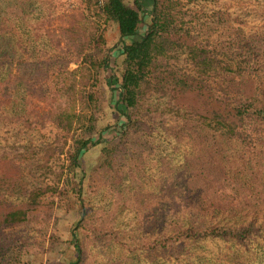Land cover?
Here are the masks:
<instances>
[{
	"label": "trees",
	"instance_id": "trees-1",
	"mask_svg": "<svg viewBox=\"0 0 264 264\" xmlns=\"http://www.w3.org/2000/svg\"><path fill=\"white\" fill-rule=\"evenodd\" d=\"M197 1L81 0L60 37L47 32L53 54L18 60L14 32L30 38V7L40 4L0 0V122L53 126L66 161L62 188L24 192L19 167L0 156V264L19 260L24 242L7 236L30 222L46 193L73 197L79 208L69 264H85L88 249L99 246L118 251L106 264H264V34L207 35L210 17L190 7ZM110 25L118 34L113 46ZM102 79L124 122L117 141L99 147L105 179L93 194L84 190L81 160L102 141L95 132ZM38 91L47 106L40 115L29 99ZM156 138L188 154L181 192L170 184L156 192L139 179ZM163 192L171 206L155 225L149 202ZM101 194L109 212L134 207V225L148 234L123 243L116 213L94 205Z\"/></svg>",
	"mask_w": 264,
	"mask_h": 264
},
{
	"label": "rangeland",
	"instance_id": "rangeland-1",
	"mask_svg": "<svg viewBox=\"0 0 264 264\" xmlns=\"http://www.w3.org/2000/svg\"><path fill=\"white\" fill-rule=\"evenodd\" d=\"M38 1L40 5L30 7L32 16L30 22L32 27L29 29L30 38L27 39L21 30L17 29L14 32V44L17 48L16 59L18 60L20 58L30 60L36 58L37 55L53 54L52 43L48 42L51 40L50 36L56 34L60 37L61 31L68 25L67 15L72 12L73 7L80 5L81 0ZM128 3L131 4L132 0H128ZM190 7L193 11L205 13L210 17L205 22L209 26V30L204 31L207 35L227 36L236 34L238 31L246 36L264 34V0H198ZM213 14L217 17L213 18L211 16ZM106 41L108 46H113L118 42L116 26L110 25L106 28ZM69 68L74 69L75 66L70 64ZM22 72L23 70H20V73ZM104 80H101L102 107L97 115L95 130V132H101L102 141L100 145L90 147L81 160L86 175L83 183L84 190L91 191L93 194L95 188L101 185L102 179H105L97 171L100 164L99 147L105 142L117 141V133L114 130L120 128L124 122V119L114 110V100H110L109 88ZM29 99L31 110L36 115H40L39 112L46 104L39 99V91ZM36 123V128L28 129L20 124L0 122V156L13 161L19 167L18 175L24 192L37 187L62 188L61 171L66 164L65 156L60 152L63 142L53 126H41L39 121ZM93 141H96V137ZM154 142L156 146L154 155L140 176V181L145 188L154 189L156 192L164 184H170L175 187L176 191L181 192L183 175L179 172L184 170L188 154L174 149L172 153L164 145L165 143L157 138ZM53 144L56 147L51 151L50 146ZM122 189L125 194L132 189L130 180L123 183ZM171 192L173 194L172 188ZM165 194L168 193H155L150 198L149 204L156 207L153 217L155 225L159 224L165 207L171 206L170 198L164 197ZM111 200L114 201V199ZM94 205L100 206L101 212H109L108 201L102 194L97 197ZM133 211L134 207L121 208L117 213L114 209L109 212L113 215L116 213L115 218H117L114 225L119 232H122L120 239L126 245L148 234L144 227L134 225L135 212ZM109 213L103 214L107 221ZM94 217L95 215L92 220ZM78 220H80L79 208L73 197L66 198L63 195L46 193L41 200L40 208L33 213L30 222L14 230L9 235L10 237L7 236V240L16 241L17 245L19 241L24 242L20 247L21 253L16 264H69L75 259L71 243V229ZM85 236L86 233H82L83 240ZM88 243L89 240L86 241V244ZM208 249V252L214 254L218 246L208 245ZM115 254H118V251L104 246L88 249L84 255L85 264H106L115 258ZM151 263L159 264L158 261Z\"/></svg>",
	"mask_w": 264,
	"mask_h": 264
}]
</instances>
